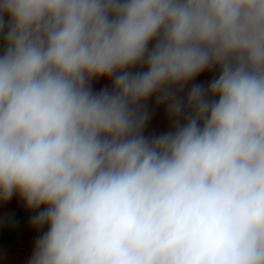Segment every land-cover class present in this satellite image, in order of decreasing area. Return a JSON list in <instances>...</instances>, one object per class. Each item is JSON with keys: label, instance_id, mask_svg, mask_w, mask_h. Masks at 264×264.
Wrapping results in <instances>:
<instances>
[{"label": "clouds", "instance_id": "9594fccd", "mask_svg": "<svg viewBox=\"0 0 264 264\" xmlns=\"http://www.w3.org/2000/svg\"><path fill=\"white\" fill-rule=\"evenodd\" d=\"M14 194L28 264H264V0H0Z\"/></svg>", "mask_w": 264, "mask_h": 264}, {"label": "crops", "instance_id": "0c3cea01", "mask_svg": "<svg viewBox=\"0 0 264 264\" xmlns=\"http://www.w3.org/2000/svg\"><path fill=\"white\" fill-rule=\"evenodd\" d=\"M218 69H211L201 73L194 83L207 85L215 76ZM111 81L106 78L93 81V88L99 90L104 86H110ZM189 85L188 87H190ZM187 88L185 89V93ZM146 110L149 118L146 123L144 134L155 136L163 134L172 128V120L169 118L166 105L158 104L153 96L146 102ZM25 215L26 223L15 236L7 234L8 224L18 217ZM35 211L29 210L19 194H14L7 203L0 201V264H28L34 250L35 242L47 226L36 229L31 224V218Z\"/></svg>", "mask_w": 264, "mask_h": 264}, {"label": "trees", "instance_id": "16d2710c", "mask_svg": "<svg viewBox=\"0 0 264 264\" xmlns=\"http://www.w3.org/2000/svg\"><path fill=\"white\" fill-rule=\"evenodd\" d=\"M25 223V215H19L8 224L9 229H7V234L10 237L15 236L18 233L19 229L25 225Z\"/></svg>", "mask_w": 264, "mask_h": 264}]
</instances>
